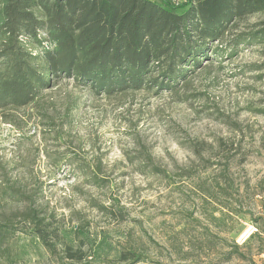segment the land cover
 Here are the masks:
<instances>
[{
	"label": "rangeland",
	"instance_id": "obj_1",
	"mask_svg": "<svg viewBox=\"0 0 264 264\" xmlns=\"http://www.w3.org/2000/svg\"><path fill=\"white\" fill-rule=\"evenodd\" d=\"M263 29L249 17L226 43ZM229 48L173 91L61 79L0 111V225L16 227L0 264H59L67 246L88 264H263L264 44ZM126 250L143 262H120Z\"/></svg>",
	"mask_w": 264,
	"mask_h": 264
},
{
	"label": "trees",
	"instance_id": "obj_2",
	"mask_svg": "<svg viewBox=\"0 0 264 264\" xmlns=\"http://www.w3.org/2000/svg\"><path fill=\"white\" fill-rule=\"evenodd\" d=\"M259 14L264 0H0V111L30 105L61 79L107 96L173 91L211 46L233 54L240 44H264V29L226 43L237 22ZM32 224L54 255L56 232ZM15 231L0 225V256ZM65 254L59 264L89 262L82 247ZM120 262L143 261L126 250Z\"/></svg>",
	"mask_w": 264,
	"mask_h": 264
}]
</instances>
